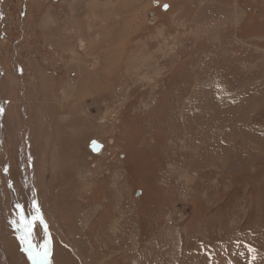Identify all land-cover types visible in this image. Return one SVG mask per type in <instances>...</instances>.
<instances>
[{"label": "rangeland", "instance_id": "obj_1", "mask_svg": "<svg viewBox=\"0 0 264 264\" xmlns=\"http://www.w3.org/2000/svg\"><path fill=\"white\" fill-rule=\"evenodd\" d=\"M9 1L0 264H264V0Z\"/></svg>", "mask_w": 264, "mask_h": 264}, {"label": "snow or ice", "instance_id": "obj_2", "mask_svg": "<svg viewBox=\"0 0 264 264\" xmlns=\"http://www.w3.org/2000/svg\"><path fill=\"white\" fill-rule=\"evenodd\" d=\"M164 7L165 9H167L168 5H164ZM18 218L25 231V236L20 237V239L22 240V242H27V247H25L23 250L28 253V258L32 261V264H50V261L48 259V257L50 256V249L48 247L50 241H46L37 248L29 240V237L31 236L33 221H39L42 225L44 224L43 218L39 214V209L37 208L36 214L29 219H25L22 213ZM12 223L16 224L17 222L12 221ZM44 227L45 231H47V225H44Z\"/></svg>", "mask_w": 264, "mask_h": 264}, {"label": "crops", "instance_id": "obj_3", "mask_svg": "<svg viewBox=\"0 0 264 264\" xmlns=\"http://www.w3.org/2000/svg\"><path fill=\"white\" fill-rule=\"evenodd\" d=\"M111 3V5H108L111 9H110V13L108 14L107 13V11L109 10V8H108V6L107 5H102V7L101 8H98V7H96V8H93V15H94V17H96V20L98 21L99 19H101V18H104V20L107 18V17H110V16H112V15H115V14H117V12H116V9H115V7H114V5H116V4H114V2H110ZM90 4H93V6H100V4L98 3V2H96V0H90L89 1V5ZM63 6H65L64 4H63ZM67 7H69L68 5H67ZM90 7H92L91 5H90ZM29 8V7H28ZM27 8V9H28ZM62 8H65V7H62ZM30 9H32V5L30 6ZM45 10H47L45 13H44V15L41 17V19H40V21H42V22H48L49 20L50 21H55V20H52V18L54 17V15H53V13L54 12H52V10H51V8H46ZM109 20H110V18H109ZM26 22V20L22 17V19H21V23H24V22ZM84 21V20H83ZM82 22H81V20H79V22H77L76 24H75V26H76V28H77V30L78 31H80V30H82V31H84L85 29H84V25L83 24H81ZM56 25L57 26V24H55V22L54 23H52V25ZM81 25V26H80ZM74 26V27H75ZM45 28H46V30H48L49 31V27L48 26H45ZM91 30V27L88 29V31H90ZM87 40V39H86ZM90 40H91V38H90ZM57 41H58V37H57ZM16 54V53H15ZM37 85H38V83H37Z\"/></svg>", "mask_w": 264, "mask_h": 264}, {"label": "flooded vegetation", "instance_id": "obj_4", "mask_svg": "<svg viewBox=\"0 0 264 264\" xmlns=\"http://www.w3.org/2000/svg\"><path fill=\"white\" fill-rule=\"evenodd\" d=\"M50 1L54 2L55 0H50ZM3 2H4V0H0V6H2ZM9 2H12V0H10ZM164 5H167V3H164L162 0H150V6H151V7L149 6L150 9L149 10L147 9L148 11L146 10V12L144 11L143 14H144V16H146V14H148V13L150 14L151 13V16H153L154 18H160V12L166 11ZM0 12H3V15H4V14H6L7 9L5 8V9H3ZM43 12H44L43 9H41L39 11L38 18H39L40 15H42ZM1 36L7 37V35H5L4 32L1 33Z\"/></svg>", "mask_w": 264, "mask_h": 264}, {"label": "water", "instance_id": "obj_5", "mask_svg": "<svg viewBox=\"0 0 264 264\" xmlns=\"http://www.w3.org/2000/svg\"><path fill=\"white\" fill-rule=\"evenodd\" d=\"M102 146L103 144L100 143L98 140L91 139L88 148L91 150L92 153L99 154L102 149Z\"/></svg>", "mask_w": 264, "mask_h": 264}, {"label": "bare ground", "instance_id": "obj_6", "mask_svg": "<svg viewBox=\"0 0 264 264\" xmlns=\"http://www.w3.org/2000/svg\"><path fill=\"white\" fill-rule=\"evenodd\" d=\"M89 6H90V5H89ZM88 9H89V8H88ZM52 22H53V21H52ZM43 23H44V22H43ZM51 24H52V23H51ZM53 25H54V24H53ZM50 26H51V25H50ZM80 26H81V25H80ZM48 27H49V26H48ZM45 29H46V28H45ZM45 29H44V30H45ZM105 34H106V33H105ZM112 35H113V34H112ZM103 36H104V35H103ZM116 39H117V38H116ZM111 40H113V39H111ZM93 41H94V40H93ZM108 44H109V43H108ZM86 74H87V73H86ZM89 74H90V73H89ZM91 77H92V76H91ZM88 79H89V78H88ZM42 95H43V94H42ZM69 211H70V210H69ZM69 211H68V212H69ZM65 222H66V221H65ZM40 224H41V223H40ZM44 225H45V224H43V225L41 224V227H42L43 234H44V238H45V242H46V241H50V239H49L48 234H47L48 232L45 231V227H44ZM49 244H50V243H49ZM49 244H48V247H49ZM49 249H50V248H49ZM48 259H49V257H48ZM49 261H50V259H49ZM50 263H51V262H50Z\"/></svg>", "mask_w": 264, "mask_h": 264}]
</instances>
